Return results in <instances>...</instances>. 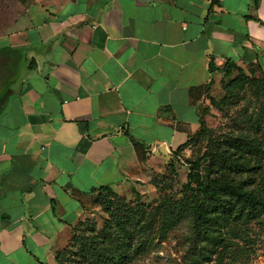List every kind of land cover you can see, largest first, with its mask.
Listing matches in <instances>:
<instances>
[{
  "label": "crops",
  "instance_id": "obj_1",
  "mask_svg": "<svg viewBox=\"0 0 264 264\" xmlns=\"http://www.w3.org/2000/svg\"><path fill=\"white\" fill-rule=\"evenodd\" d=\"M253 3L25 8L23 26L0 35V264H54L91 189L139 190L199 130L226 60L264 63V0Z\"/></svg>",
  "mask_w": 264,
  "mask_h": 264
},
{
  "label": "rangeland",
  "instance_id": "obj_2",
  "mask_svg": "<svg viewBox=\"0 0 264 264\" xmlns=\"http://www.w3.org/2000/svg\"><path fill=\"white\" fill-rule=\"evenodd\" d=\"M32 1L0 0V35L23 26ZM242 70L225 75L219 69L209 80L201 125L187 150L160 162L139 190L91 196L54 264H107L100 255L107 252L114 257L110 264H264V212L227 216L216 210L204 227L193 225L195 195L204 197L198 183L216 177L218 169L255 195L264 194V64L250 61ZM236 145L255 148L246 152ZM204 152L208 155L201 158ZM225 158L244 167L231 170ZM140 207L145 209L141 227ZM123 218L125 229L118 222ZM128 237L133 245L121 252Z\"/></svg>",
  "mask_w": 264,
  "mask_h": 264
},
{
  "label": "trees",
  "instance_id": "obj_3",
  "mask_svg": "<svg viewBox=\"0 0 264 264\" xmlns=\"http://www.w3.org/2000/svg\"><path fill=\"white\" fill-rule=\"evenodd\" d=\"M253 5H256V0H254ZM232 69H236L238 72H240V74H243L242 67L236 65L233 61H230L229 59L226 60L224 65L220 68V70L223 71L225 75H231ZM208 70L210 73H212L215 70V68L213 67L212 60H209ZM195 134L189 136L187 142L182 147L177 149L175 153H178L184 147H189L191 145L190 140L191 138H193ZM238 146L239 148H241L242 146L246 148V152H251L255 148L247 145H236L235 148H238ZM207 155L208 153L204 152L201 158H206ZM225 160L228 167L231 168V170L243 168L245 164L237 160H229L227 158H225ZM193 168L195 169L199 168L198 160L193 163ZM198 186H199L198 187L199 191L203 193L204 197L203 199H200L197 195H195V200L192 205L193 225L196 229L204 227L205 224L210 222L211 219L213 218L212 214L216 213L215 212L216 210H219L218 212L224 213L227 216L236 215V213L242 210H247L248 211L247 215L251 213L259 214L264 212V194L259 196L255 195L251 190L244 188L240 182H236V181L234 182L233 180L229 179L227 176L220 175V169L216 171V177L210 178L208 182H205L203 180L199 181ZM90 192H96L95 195L97 196H103L106 193L113 194L115 196H120L109 186H100L97 189L93 188L91 189ZM135 192L136 194H138L137 191ZM139 212L141 215L139 216L138 220L140 221L139 227H141L144 222L142 218L144 216L145 209L140 207ZM125 220H126L125 218L118 220V222L121 224V228L123 229H125L123 224ZM128 238L129 240L121 241L120 243L122 247L121 252L125 251L127 247L133 245L134 240L131 237ZM89 239L90 241H94L93 237ZM87 249L89 248H87L86 244L83 243L81 250L84 251V253H86ZM60 253L61 251L59 250L56 251L55 263L58 261V257L60 256ZM100 255H103L104 259L108 260L107 264H110V262H112V260L110 259L114 258L111 252L102 253Z\"/></svg>",
  "mask_w": 264,
  "mask_h": 264
}]
</instances>
